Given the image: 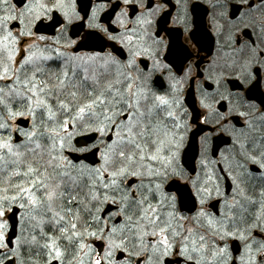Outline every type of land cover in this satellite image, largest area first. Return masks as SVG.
I'll list each match as a JSON object with an SVG mask.
<instances>
[{
	"label": "snow or ice",
	"instance_id": "obj_1",
	"mask_svg": "<svg viewBox=\"0 0 264 264\" xmlns=\"http://www.w3.org/2000/svg\"><path fill=\"white\" fill-rule=\"evenodd\" d=\"M241 2L248 7L242 31L256 40L226 35L214 13L221 48L231 52L218 51L209 73L243 67L251 79L253 60L264 66V0L255 6L259 16ZM75 7V0H0V264H264V134L253 130L252 114L241 112L244 127L231 131L226 117L215 121L231 137L214 161L226 167L207 171L213 161L205 155L199 170L185 173L182 116L148 87L134 59L151 39V19L141 12L133 26L118 14L123 31L108 39L127 48L126 63L69 56L60 49L71 45L33 29L56 12L70 23ZM88 133L95 143L73 145L74 134ZM85 153L96 159L85 163ZM177 175L198 198L188 215L164 189ZM222 177L230 192L221 190ZM16 210L18 232L9 224Z\"/></svg>",
	"mask_w": 264,
	"mask_h": 264
},
{
	"label": "flooded vegetation",
	"instance_id": "obj_2",
	"mask_svg": "<svg viewBox=\"0 0 264 264\" xmlns=\"http://www.w3.org/2000/svg\"><path fill=\"white\" fill-rule=\"evenodd\" d=\"M18 0H15V3ZM253 5L252 13L257 16L255 6L258 0H249ZM18 4V3H17ZM75 12L72 14L71 22H67L64 16L59 14L61 25L49 38L58 40L61 44L67 43L70 47L60 49L66 55L76 56H109L127 62L130 53L119 40H109L108 36L122 32L120 25L116 23L118 14L126 12L123 18L125 23L135 25V21L143 12L151 19V27L148 34L151 39L145 37L141 50L134 57L137 69L147 82L148 87L158 95L166 96L173 102V108L182 116L184 128L181 131L183 144L180 149L179 161L185 173L193 169L199 170L201 160L206 155L209 161H213L206 169L211 172L218 167H226L222 162L216 165L214 161L221 158L231 143L228 131L233 127L239 129L244 127L245 116L241 112L251 113L249 123L257 134H264V66H259L253 60L249 71L258 74L251 79H246L247 73L243 67L239 70H228L225 72L209 73V65L219 55L230 53L231 49L221 48L224 38L216 33L213 26V14H216L219 22L224 25V32H231L235 38H239L241 44L256 40V34L248 29L243 32L244 13L248 12L247 5L241 0H131L125 5L123 0H75ZM81 8V9H80ZM95 13L96 20L91 17ZM223 14L222 16L220 14ZM84 14H86L85 18ZM109 15V23L102 18ZM83 20V27L74 38H70L68 29L71 24H78ZM47 21V20H46ZM49 21V20H48ZM95 23L99 27H90ZM233 25H236L234 28ZM100 28H107V32L100 31ZM87 31H95L98 40L110 42L104 50H91L72 52V48L78 44ZM143 32V29H141ZM62 33V36H61ZM38 37V36H36ZM47 37V36H46ZM35 38V37H34ZM260 46V41H256ZM120 50L114 51L111 45ZM59 48V44L57 45ZM223 63V60L220 61ZM248 60H240L241 65H247ZM136 73H133L135 75ZM204 105H210L205 108ZM215 110V112H213ZM224 116L228 119L225 131L217 128L216 119ZM208 118L209 123L202 121ZM199 129L197 137V153L192 159L183 161L184 150L188 147L190 135L193 130ZM80 134H74V139ZM206 138V140H205ZM95 143V140L91 143ZM207 145V153H204V145ZM91 144H88L89 146ZM191 153V152H189ZM219 175V173H217ZM225 176L228 175L225 171ZM231 181L225 178L220 179L222 191L230 192ZM164 189L169 196L175 197L176 207L184 214H190L188 209L195 212L199 208L198 198L190 184L185 182L184 177H170L164 183ZM259 191V189H257ZM215 196V193H213ZM193 198L194 207L191 206ZM209 203H214L209 201ZM22 210H19V214ZM8 231V230H7ZM19 224H17V232ZM14 247V244H13ZM232 250V244L230 251ZM175 260V257H169Z\"/></svg>",
	"mask_w": 264,
	"mask_h": 264
},
{
	"label": "water",
	"instance_id": "obj_3",
	"mask_svg": "<svg viewBox=\"0 0 264 264\" xmlns=\"http://www.w3.org/2000/svg\"><path fill=\"white\" fill-rule=\"evenodd\" d=\"M85 16L86 14H84L83 18H85ZM102 19L105 22L109 23L108 14H105V16ZM59 24H60V17L58 16L57 13H54L53 19L49 23H44V22L39 23L38 25L35 26L34 31L36 33L53 34L55 27L58 26ZM83 25H84L83 20L79 22L78 24H72L69 28L70 37L74 38L77 35V33H79V30L83 27ZM96 37H97L96 32L88 31L87 34L82 38V40L72 49L73 52H78L80 50H104V48L110 44L104 40H98ZM111 47L114 49V51H117L120 53V50L116 49L115 46L111 45ZM20 123L23 124V121H20ZM199 132H200L199 129L196 128L195 130L192 131L190 135L188 147L184 150V153H183V161L185 164H186V160L190 159V156H192V159H193L197 153V137H198ZM92 135H95V134L91 133V134H86V135L78 137L75 140V144L77 146H80V145H84L85 141H87V143L93 142V140L89 138ZM73 155H78V154L74 153ZM84 155L88 156L87 162H91L96 159V157H93L90 153H85ZM191 199H192L191 206L194 207L195 201L193 200V198ZM17 212L18 210H16V215L13 217V219L9 221L10 225L16 224L17 226ZM12 233H13V229L10 227L8 230V234L10 237L12 236ZM235 247H236V244L233 243V249Z\"/></svg>",
	"mask_w": 264,
	"mask_h": 264
},
{
	"label": "bare ground",
	"instance_id": "obj_4",
	"mask_svg": "<svg viewBox=\"0 0 264 264\" xmlns=\"http://www.w3.org/2000/svg\"><path fill=\"white\" fill-rule=\"evenodd\" d=\"M16 3H20V0H18ZM18 212H19V210H18ZM17 221H18V216H17ZM18 224V223H17Z\"/></svg>",
	"mask_w": 264,
	"mask_h": 264
},
{
	"label": "rangeland",
	"instance_id": "obj_5",
	"mask_svg": "<svg viewBox=\"0 0 264 264\" xmlns=\"http://www.w3.org/2000/svg\"><path fill=\"white\" fill-rule=\"evenodd\" d=\"M73 53H75V52H73ZM46 54H50V53H46ZM14 247H15V245H14Z\"/></svg>",
	"mask_w": 264,
	"mask_h": 264
}]
</instances>
